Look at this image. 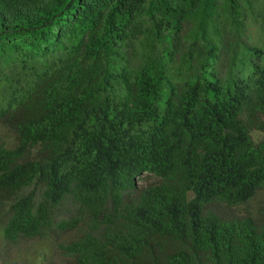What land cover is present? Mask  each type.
Segmentation results:
<instances>
[{
  "label": "trees",
  "instance_id": "trees-1",
  "mask_svg": "<svg viewBox=\"0 0 264 264\" xmlns=\"http://www.w3.org/2000/svg\"><path fill=\"white\" fill-rule=\"evenodd\" d=\"M253 129L264 0H0L4 240L82 223L64 264H264V203L208 208L264 188Z\"/></svg>",
  "mask_w": 264,
  "mask_h": 264
},
{
  "label": "rangeland",
  "instance_id": "rangeland-1",
  "mask_svg": "<svg viewBox=\"0 0 264 264\" xmlns=\"http://www.w3.org/2000/svg\"><path fill=\"white\" fill-rule=\"evenodd\" d=\"M254 141L264 140V129L251 131ZM0 130V143L7 140L12 145L13 135L6 136ZM159 178L153 174L144 172L136 178V190L131 194L135 196L138 190L149 185L156 184ZM264 203V188L256 192V194L247 202L237 205H227L221 202H213L208 205L209 209L216 212L222 218L231 219L251 215L255 217L258 207ZM76 217V206L73 202L61 203L56 209V219H70ZM86 226L79 223L74 228L59 230L52 227L46 231L43 236L20 237L15 242L4 240L0 236V264H64L70 258L63 254L58 247L59 243H68L76 240L85 231Z\"/></svg>",
  "mask_w": 264,
  "mask_h": 264
}]
</instances>
